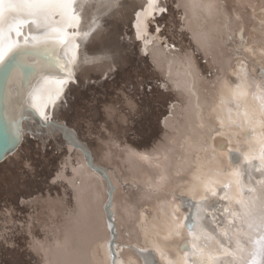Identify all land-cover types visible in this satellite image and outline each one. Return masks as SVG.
<instances>
[{
  "label": "bare ground",
  "instance_id": "6f19581e",
  "mask_svg": "<svg viewBox=\"0 0 264 264\" xmlns=\"http://www.w3.org/2000/svg\"><path fill=\"white\" fill-rule=\"evenodd\" d=\"M202 2L213 5L212 9L210 11L194 10L191 7V0H164V5L168 7V15L163 19L158 18L157 23L165 24L166 29L164 28L160 35L167 38V44L172 42L175 47L167 48L162 41L158 40L147 46L145 51L148 54L145 57L141 51L142 43L136 39L133 24L135 11L145 3V0H121L120 7L106 15L97 12L96 0H78L77 11L82 17L80 31H87L86 23L90 22V17H95L99 25L96 32L81 42V53L89 56L100 54L102 50L120 53L122 56L116 66L121 65L127 68L124 64L130 63L132 68L128 71L132 69L139 71L144 79L154 77V80H160L159 83L166 84L168 91L163 92L159 87H155L158 95H152L149 112L144 110L146 105L139 101L140 98L137 99L136 95L139 92L124 93L136 105L132 110L127 108L126 103L119 101L118 95L116 98L113 96L116 92H110L109 97L106 96L105 99L103 97L102 99L94 97L90 100L85 98L87 101L79 103L72 113L66 110V103L61 106L60 102H57L56 109H50L52 119L56 123L47 127H41L40 120L32 111L22 113L31 117V120L23 121V142L14 152L7 154L5 160H0V200L5 202L2 206L4 209L0 211L2 215L0 220L4 221L0 222V230L3 229L5 222L23 220L24 229L28 233L25 240L29 244L30 255L34 261L18 262L17 256L9 264H104L103 250L100 245L107 242L111 236L106 226L108 217L104 208V205L108 203L107 185L98 173L92 171L84 151L75 146L71 135L64 137V129L57 126L59 123L66 125L67 131L74 134L77 141L92 154L93 162L107 168L112 178L115 185L114 202L118 234L115 244L131 243L137 246L125 247L120 252V257L122 259L130 257L135 264H143L145 259H159L154 251L142 253L138 250L139 246H144V238L138 224L140 210L146 208L151 213L156 207L158 198L163 195L151 190L155 186V179L159 173L156 165L162 161L172 180L178 179L173 175L178 162L182 177L196 168L195 157L198 148L196 134L203 131L198 127L197 104L205 111L215 107L218 90L225 83L236 82L233 73L237 70V54L233 49L234 45L241 43L239 33L242 27L243 42L257 49L255 58L244 51L239 53L249 69L248 82L253 85L251 91L256 90L257 84L264 88V67L258 62L260 30L264 29V25L259 21L264 17L262 12L264 0H202ZM176 3L181 6L179 11L174 9ZM28 30L26 28L25 32ZM149 31H154V27L150 25ZM229 35L233 37L232 40H227ZM138 61L145 62L146 66L138 65ZM130 64L127 65L130 66ZM253 66L256 68L255 74L251 72ZM106 69V63L83 66L77 70L76 80L94 78L97 81ZM148 69L151 70L150 73H147ZM143 78L140 82H144ZM130 82L132 81H128L129 84ZM41 83L42 81L37 77L32 81V87H39ZM101 86L109 88L114 84L105 82ZM114 87L121 92L124 88L119 85ZM13 88L15 90V86ZM89 88L96 90V86L93 85H89ZM76 91L78 90L75 83L70 82L65 86L61 100L67 102V94H75ZM94 100H96L97 109L100 103L102 104V110L98 109L100 112L87 104H92ZM114 101L120 103V109L111 113L106 111V106L113 104ZM154 101H159L164 107L156 108L152 105ZM169 105H175V107L170 110ZM2 109L7 134L11 140L15 135V128L4 103L3 85L0 91V110ZM126 109L129 112H126ZM134 115H139L140 119L135 120ZM143 115L146 117L144 118ZM154 116L156 120L153 119ZM143 119H146L148 126L141 130L137 124H142ZM83 121L88 123L87 130L81 126ZM133 122L136 124L131 126ZM28 129L34 130L35 135L41 137L44 142L53 136L54 142L51 141L50 144L54 146L56 142L62 149V152L54 159L45 161L46 164L55 167L54 169L48 167L50 170L37 174L40 163L33 162L32 155L28 158L32 160L31 171L23 168V159L20 162L16 159L15 155L22 157L20 151L26 149L28 143L35 142L30 139ZM103 129L106 133L100 132ZM130 130H134L136 135H142L143 139L131 138L127 134ZM88 134H90L89 137L96 134L98 142H92ZM84 135L91 141L84 138ZM110 140H114L119 147L109 143ZM182 144L184 148L181 147ZM129 150L147 154L151 159L144 161L137 156H130ZM109 152L111 155L106 157V153ZM49 153L46 150L43 156L47 158ZM242 153L243 149L240 153V162L237 164L233 159L232 164L234 167H239L245 175L244 195L250 194L249 186L255 187L261 200L264 201V184H257V181L264 180V165H261L258 160H253L251 164L244 162ZM231 155L235 157L237 153L233 150ZM165 156H167L166 160L163 159ZM14 163L17 164L16 168L8 167ZM211 166L222 167L223 161L213 162ZM250 170L252 180L249 182L247 176ZM17 171L26 173L28 176L17 174ZM31 175L44 177L42 182L45 184L49 179L53 182L49 185H38V189L35 190L29 184L38 180H31ZM208 178L216 179L214 176ZM23 186L25 188L22 189ZM217 191L222 193L224 189L217 187ZM28 198L30 200L26 204L29 207H20L19 200ZM8 199L10 202L6 207ZM187 203L190 204L193 201L188 199ZM200 203L204 210L197 215L196 231L204 229L226 247H234V241L229 245L228 238L220 231L223 227H229L231 233V228L235 227V225L228 226L226 216L222 214L223 208L229 202L209 196ZM232 208L239 210L234 202ZM17 212L22 215L18 216ZM23 214L24 217H22ZM125 233L129 235L126 236ZM187 238V233L183 232V236L171 241L170 246L179 250ZM187 251L189 264H191L194 259L192 256L194 250L189 247ZM175 256L176 252H170V259H175ZM229 259L218 256L216 264H226Z\"/></svg>",
  "mask_w": 264,
  "mask_h": 264
},
{
  "label": "snow or ice",
  "instance_id": "6c2138e0",
  "mask_svg": "<svg viewBox=\"0 0 264 264\" xmlns=\"http://www.w3.org/2000/svg\"><path fill=\"white\" fill-rule=\"evenodd\" d=\"M77 2L78 0H0V82L3 83L6 110L15 128V135L10 140L11 152L23 142V121L31 120L23 112L32 111L40 120L41 127L56 123L50 109L55 110L57 102L61 106L66 103L61 97L65 86L76 82L78 69L106 63L105 79L109 78V73L117 70L116 65L122 56L120 53L111 50H102L100 54L92 56L81 53V42L96 32L99 25L95 17H90V22L86 23L87 31H80L82 17L77 11ZM120 2L121 0H96V10L101 15H106L119 8ZM174 7L179 11L181 6L176 3ZM191 7L194 10L210 11L213 5L204 4L202 0H191ZM167 14L168 8L164 6V0H145L139 10L135 11V36L141 41V51L145 55L147 46L158 40L163 41L165 47L174 49L175 46L168 45L167 38L160 35L165 25L156 23L158 18L163 19ZM259 23L264 25V17ZM150 25L154 27V32L149 31ZM26 28L29 29L27 32ZM239 37L241 43L234 45L233 49L237 54V70L233 73L236 82L225 83L218 90L215 107L205 111L197 104L198 127L203 131L196 134V168L182 177L178 162L173 172L178 179L172 180L162 161L156 165L159 173L151 190L163 195L158 198L151 213L146 208L140 210L138 224L144 246H139L138 250L142 253L154 251L159 259H145L143 264H189V247L194 250L191 264H216L218 256L230 258L226 264H264V201L255 187L249 186L250 194L244 195L245 175L239 167L232 164L233 159L237 164L240 162L243 149L244 162L251 164L253 160H258L264 165V88L257 84L256 90L251 91L253 85L248 82L249 69L239 55L244 51L255 58L257 49L243 42V27ZM260 37L258 62L264 67V29L260 30ZM232 39L231 35L227 37V40ZM251 72L255 74V66ZM37 77L42 83L39 87H32V81ZM133 86L144 94L153 90L150 80H134L124 87L117 95L129 110L136 105L124 93L131 94ZM159 86L167 87L166 84ZM174 107L175 105H169L170 110ZM119 109L120 103L114 101L105 110L111 113ZM57 126L64 129L65 138L71 135L75 146L84 151L92 171L98 173L107 185L108 203L104 208L108 217L106 226L111 236L100 245L104 264H135L130 257L122 259L120 252L125 247L137 246L131 243L115 244L118 236L115 185L107 168L93 162L92 154L77 141L74 134L67 131L65 124L59 123ZM109 143L119 147L114 140ZM181 147L184 148V145ZM233 150L237 153L235 157L231 155ZM110 155V152L106 153V157ZM129 155L144 161L151 159L147 154L131 150ZM163 159L166 160L167 156ZM219 161H223L222 167L211 166L213 162ZM23 168L31 171V162L25 160ZM209 176L216 179L210 180ZM247 180H252L251 170ZM257 184H264V180L257 181ZM217 187H222L224 191L218 193ZM209 196L229 202L222 214L226 216L227 225L235 227L231 228V233L229 227H223L220 231L228 238L229 245L234 241V247H226L204 229L196 231L197 215L204 210L200 202ZM188 199L193 203H187ZM233 202L238 205V211L233 210ZM182 230L187 233L188 238L176 250L170 246V242L180 239L183 236ZM170 252H176L175 259L169 258Z\"/></svg>",
  "mask_w": 264,
  "mask_h": 264
},
{
  "label": "rangeland",
  "instance_id": "374dc122",
  "mask_svg": "<svg viewBox=\"0 0 264 264\" xmlns=\"http://www.w3.org/2000/svg\"><path fill=\"white\" fill-rule=\"evenodd\" d=\"M164 28L166 29V27H164ZM178 30H180V28H178ZM134 50H135V48H134ZM134 57L136 58V56H134ZM145 57H147V55H145ZM127 64H130V63H127ZM127 64H124V66L127 67V68H123V67H121V65L116 66L117 70L115 72H112L109 75V78H107V79L103 78V76H102L97 81H95L94 78H91L90 80H89V78H85L83 81H77L75 83V86L77 87L78 91H76L75 94H67L68 95L67 96V102L65 104L66 110H68L70 113H72L75 110V107H77V105L79 103L86 102L87 100L93 99L94 97L101 98V99L103 97L105 99L106 96L109 97V93L110 92H116V94H113V96L116 98L117 97V93L121 92V90L115 89L114 86H118L119 85V86H122V87H126V86L132 84V82H130V84H129L128 81H134V80L140 81V79L143 78V76L140 75V72L136 71V70H135L136 71L135 72L134 69H132V71H128V70H130V68H132V66H131V64H130V66H128ZM137 64L138 65L141 64L142 67L146 66L145 62L138 61ZM139 69L140 68H138V70ZM150 71L151 70L148 69L147 73H150ZM153 78L154 77H149L147 79L143 78L144 81L150 80L152 82L153 90H152L151 93H148V94L141 93L139 91V89L136 88L135 86H133L134 88H132V93H131V94H135V93L139 92V94H137L136 97H137V99L140 98L139 101L143 102L146 105L144 107V110L148 111V112L150 110L149 104H151L152 95H158V92L155 91L157 88H155V87H159L160 90L163 91V92H167L168 91V89H166L165 87H160L159 86L160 85L159 84V82H160L159 79H157L159 81H156ZM105 82L113 83L114 86L109 87V88H106L105 86L104 87L101 86V84L105 83ZM89 85L96 86V90H94L92 88L88 89ZM93 93L95 94L94 96H93ZM90 94H91V96H90ZM88 96H90V97L88 98ZM85 98H87V100ZM95 102H96V100L92 101V104L91 103H87V104H90V106H92V108H96ZM71 104L73 106L72 109H71ZM101 105L102 104L100 103V106L98 108L99 110H102V106ZM152 105H154L156 108L164 107L163 104L160 103L159 101H154ZM90 106H88V107H90ZM84 110L85 109H83V111ZM125 111L129 112L128 109H126ZM139 115H134V119L135 120H139L140 119V117H138ZM140 116H142V115H140ZM143 117L145 118L146 115H143ZM153 119L156 120L157 118H155V116H154ZM135 124H136V122H133V123H131V126H134ZM81 126L84 127V130H87L86 126H88V123L83 121V122H81ZM137 126L141 130H144L148 126V122H146V119H143L142 120V124H140V125L137 124ZM100 132L106 133V131H104V129L102 131H100ZM131 133H132V135H131ZM127 134L130 135V137L134 138V139H143V136L142 135H136L134 130L128 131ZM89 135L90 134H88L87 136L89 137ZM88 137H86V135H84V138L88 139ZM89 138H92L91 139V140H93L92 142H96V141L98 142V140H97L98 137H97L96 134H92ZM30 139H32L35 142H34V144L28 143V145H26L27 148L20 151L21 154H22V157L19 156V155H15L16 159L19 160L18 162H20L21 159H23L22 164H23V162L25 160L32 162L31 159H28L29 156L32 155L33 159H34L33 162H35L36 164L40 163V165L38 167L39 171H38L37 174H41V172H45L47 170L54 169L55 167H52V165L45 163V161L47 162L48 159L52 160V159L55 158V156H58V154H60L62 152V149H60L58 147L56 142L54 143V146H53V144L52 145L50 144L51 141L54 142V137L52 136L51 139H46L45 142L43 141V139L41 137H38L36 135L34 136V138H30ZM88 140H90V139H88ZM30 145H32V146L30 147ZM46 146H48V147L46 148ZM28 147H29V149H28ZM46 150H48L50 152L49 155L47 156V158H45L43 156V154H46ZM16 166H17L16 163H14V165H8V167H12V168H16ZM48 167H50V169H48ZM17 174H22V175L28 176L26 173H21L20 171H17ZM43 178L44 177H42L40 175H38L36 177L34 175H31L30 176L31 180H38V181L29 184L30 187L35 189V190H37L38 189V185L39 186H44L46 184L47 185L52 184V182H53L52 179L51 180L49 179L48 183L45 184L44 182H42ZM34 185L35 186L37 185V186L34 187ZM23 188H25V187L23 186L22 189ZM4 197H6V196H4ZM9 197L11 199V196H9ZM10 199H8V201H6V203H8V205H6V207L9 206ZM28 200H30V199L29 198L25 199V200L24 199H20L19 200L20 207L28 208L29 206H27V204H26V202H28ZM21 201H23V202H21ZM4 205H5V202L0 200V211H2V209H4V207H2ZM30 210H33V208H30ZM16 214L18 216L22 215L20 212H17ZM24 214H26V213H24ZM24 214H23L22 217H24ZM0 216H2L1 213H0ZM14 219H16V217H14ZM0 222H4V221L0 220ZM27 235H28V233L26 232V229H24V221L23 220H19L18 219L16 221H11V222H8V223L7 222L4 223L3 229L0 230V264H9L17 256H18V259H17L18 262L21 261V260L34 261V259H32L31 255H30L31 251L29 249V244L25 240ZM17 253L19 255H16Z\"/></svg>",
  "mask_w": 264,
  "mask_h": 264
},
{
  "label": "water",
  "instance_id": "95a60500",
  "mask_svg": "<svg viewBox=\"0 0 264 264\" xmlns=\"http://www.w3.org/2000/svg\"><path fill=\"white\" fill-rule=\"evenodd\" d=\"M3 83L0 82V91ZM4 110H0V160L4 158L5 153L10 150V138L7 134L6 120L3 115ZM115 246V244L113 245Z\"/></svg>",
  "mask_w": 264,
  "mask_h": 264
}]
</instances>
